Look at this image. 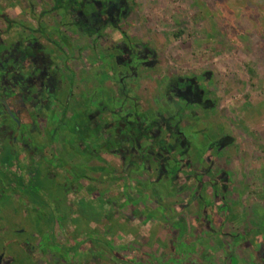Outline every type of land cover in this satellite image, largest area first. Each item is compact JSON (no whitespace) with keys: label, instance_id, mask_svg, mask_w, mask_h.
<instances>
[{"label":"trees","instance_id":"1","mask_svg":"<svg viewBox=\"0 0 264 264\" xmlns=\"http://www.w3.org/2000/svg\"><path fill=\"white\" fill-rule=\"evenodd\" d=\"M45 1L48 7L42 8L41 14L53 15L54 21L57 22L54 28L56 37L45 34L42 24L34 28L24 20L9 21L6 28L0 30V163L8 167L6 171L14 168L10 171L21 180L27 169V160L32 161L33 168L36 165L37 171L33 172L34 176L29 173L27 177L32 176L35 182L41 172L40 163L47 164L46 169H57L67 177L69 170L61 169V165L58 167L62 157L57 148L60 144L71 149L72 152L67 154L70 157H80L83 165H88L90 159L105 162L102 151H107L117 158L119 166L106 164L93 167L94 170L110 173V179L114 183L110 187L90 192L78 183L73 185L76 190L74 196L77 194L78 197L69 196L70 204L86 195L102 202L101 206L99 205V217L87 214L84 209L79 211L83 217L86 215L85 218L92 217L89 219L95 220L99 230L93 238L76 233V225L69 222L77 216V211H73L72 215L63 214L64 226L60 227L58 240L60 243L70 242L71 246L75 247L71 250L73 258L79 256V260L74 259L75 264H92V254L99 256L103 253L107 256L111 251L101 249L102 239L107 241L117 256L115 258L118 261L114 262L123 264L118 254L122 253V245L131 244V240L135 241L138 235L144 233L154 222H159L164 228L175 230L178 234L182 229L199 230V233L204 231V224L209 223L211 226L212 221L201 218V223H194L200 217L193 214L190 219L186 212L187 205L193 201V196L186 191L189 184L193 181L194 191L199 193L204 183L208 182L212 186L213 196L206 201H217L221 205L229 204L226 194L230 189V182L227 180L228 169H224L223 164L217 161L223 137L215 141L208 140L206 132L198 130L186 120L182 121L186 111L192 110L194 103L187 97L186 92L194 91L196 87L199 95L207 94V88H199L197 78L203 76L208 80V76L197 74L189 78L167 74L158 79L156 86L165 84L163 91L158 90L154 96V100L160 103L161 107L154 109L155 112L152 110L150 115L146 110L140 109L137 79L141 75L148 76V68L156 64L155 50L146 43L134 42L125 33L120 24L125 16V5L121 4L108 19L96 22L104 28L99 26L98 30H94L93 23L98 20L95 0ZM99 1L101 8L109 11L113 0ZM107 27L118 30L121 34V38L113 46L99 44ZM66 28L77 39H69L63 32ZM41 38L46 42L41 41ZM78 41H85V48L90 52L81 57L82 69L79 74L68 64ZM86 74L88 77L95 76V80L91 79L93 88L87 91V100L83 98V104L68 114L69 99L74 95L77 78L78 82H85ZM62 84L68 85V92L65 94L61 89ZM1 100L8 104L10 112L19 120V124ZM169 108L173 113L162 115V112ZM23 114L28 115L34 126L38 124L39 128L49 133V144L53 152L46 153L44 143L31 139L29 123L22 120ZM32 145L39 149L43 146V151H36L34 147L32 149ZM197 147L203 148L202 154L198 153ZM212 149H218V153L210 154ZM21 152L29 154L23 158ZM48 175L51 176L50 173ZM4 176L7 185L24 189V183L18 185L13 177ZM71 187L70 185V189ZM68 194L72 195V192L69 191ZM170 195L179 196L183 201L180 204H168ZM220 196H223L222 200L217 199ZM128 204L131 205V215H127L124 209ZM224 213L225 210L220 212V215ZM179 215L184 219L181 224L177 223L175 226V218H179ZM111 219H116V223H127L132 229L139 225L142 228L138 227L141 229L136 235V230L133 234L117 231L110 233L106 226ZM162 219L164 222H161ZM223 224L224 222L219 230L212 233L218 234L221 239H227L225 251L219 252L211 246L212 259H227L236 249L240 257L250 264H264V225L258 228L260 233L254 235L251 240L247 239V234L250 230L257 229V225L247 222L244 223L243 230L235 231L230 227L224 230ZM78 243L81 246L76 248ZM34 250L37 251V247H34ZM52 255L57 258L56 253ZM194 257L183 259L181 263V259L175 261L178 264H195L192 262ZM42 259L41 256L38 258ZM132 260L129 264L141 263L139 259ZM216 260L214 263L222 264ZM99 261L103 263L104 259ZM13 262L14 260L7 264Z\"/></svg>","mask_w":264,"mask_h":264},{"label":"rangeland","instance_id":"2","mask_svg":"<svg viewBox=\"0 0 264 264\" xmlns=\"http://www.w3.org/2000/svg\"><path fill=\"white\" fill-rule=\"evenodd\" d=\"M123 1L125 16L120 21L122 28L134 42L146 43L153 47L157 60L154 67L148 68V76L142 77L141 75L137 79L140 109L146 110L150 115H152V110L155 112L154 109H160L161 104L154 100V96L158 90L163 91L165 84L161 86H156V84L157 80L165 75L192 78L197 74H206L208 80L205 79L206 77L199 76L197 82L200 84L199 88L201 90L207 88L208 93L198 95L188 92L187 97L194 103L192 110L186 111L182 121L190 122L198 130L206 132L208 140L212 141L220 135V129L223 126L225 133L235 138L238 150L246 152L244 158L247 168H251L249 158L255 156L264 158V0ZM16 2L17 7L14 6V8L0 4L2 8L0 30L5 29L9 21H13L9 19L13 18L16 21L24 20L32 24L34 28L42 24L45 34L56 37L54 28L57 22L54 21L53 15L48 13L42 15L40 12L42 8L48 7L45 0H16ZM121 4L122 0H113L109 11L101 8V4L98 5L99 7H96L98 20H93L92 28L94 30H98L99 26L104 28L97 23L102 19H108L116 9L121 7ZM30 5L33 11L26 15L29 13ZM24 9L27 10L26 14H20ZM63 32L68 35L69 39L76 38L68 28L63 29ZM120 38L121 34L118 30L107 27L104 29V35L100 38L99 44L113 46ZM41 41L46 42L44 38H41ZM85 45V41H78L77 47L72 50V56L68 60L69 66L76 73L79 72L77 70L82 69L81 57L90 54ZM85 78L95 80L94 75ZM84 85L86 83L81 82V86ZM255 109L259 110L256 112ZM171 113L173 110L169 108L162 112V115ZM26 115H22L23 120L28 119ZM43 142L41 141L42 144ZM33 147L32 145V149ZM40 148L35 146L34 150L43 151V146ZM197 150L198 153H203V148L197 147ZM212 150L210 154L218 153V149ZM71 152V149L65 148L61 162H58V167L61 165V169L69 170L67 173L69 178L57 169H46L47 164L40 163L39 170L42 173L40 172L34 182L32 176H34L33 172L37 171L35 170L36 165L33 168L32 161L27 160L26 172L22 174L23 179L19 180L10 171L14 168L6 171L8 167L0 163V248L6 256L12 257L14 260L12 264H75L74 259L79 260V256L73 258L71 250L75 247L71 246L70 242L60 243L58 240V233H61L60 227L63 225V214L72 215L73 211L78 212L72 221L69 220L70 223L76 225L74 229L76 233H83L93 238L95 232L99 230L95 220L89 219L92 217L85 218L87 216L83 217L79 211L84 209L87 214L99 217V205L101 206L102 202L89 195L81 196L75 200L74 204L71 203L72 205L68 199L69 196L78 197L77 194L74 196L76 190L73 186L77 183L86 186L89 191L104 189L105 182H100L104 176L102 173L89 171L86 165H80V157L67 155ZM102 156L110 163L119 166L116 157L105 152ZM245 159L237 158L238 180L245 174L243 169ZM88 162L103 164L102 161ZM239 163H241L240 168ZM259 164L255 162L253 167L260 168ZM29 173L32 176L28 178ZM49 173L51 176L48 175ZM4 175L13 177L18 185L24 183V189L7 185ZM261 182L259 180L254 186L244 188L238 185L237 188H233V192H237L238 198L248 204L251 202L261 204L264 201L262 197L264 188L259 186ZM28 185H30L29 189ZM206 190L212 192L211 187L206 186L203 192ZM69 191L72 195L68 194ZM217 199L222 200L223 196ZM167 200L168 204H172L181 200V197ZM201 204V198L200 200L195 199L189 209L198 211ZM239 204L235 212L237 217L234 219V225L242 230L241 216L244 217L248 209H243ZM229 206L226 203L218 204L217 201L212 203L206 201L202 209L203 218L213 221V214L222 216L220 212ZM130 207L131 205L128 204L124 208L127 215H131ZM240 208L243 210L240 211ZM220 221L224 222L222 217ZM161 222H164L163 219ZM201 222V217L194 221V223ZM177 223L174 222L175 226ZM106 227L110 233L117 231L122 234H133L136 230L135 235L142 228L140 225L138 227L141 228L136 226L134 229L129 228L127 223H116V219H111ZM138 236L135 241L128 239L131 244L122 245L121 254L117 252L123 264H129L132 259V261L141 260L140 264H178L176 259H181L179 261L181 263L183 259L187 260L192 256H195L192 259L195 264H216L214 263L216 259H212L211 254L213 248L211 246L214 244L212 241L208 242L211 237L208 232L200 234L199 230L182 229L178 234L175 230L166 229L159 222H154ZM97 238L100 239V237ZM100 243L101 249L104 248L111 252H108L107 256L103 253L99 256L92 254L90 262L92 264H118L114 262L118 261L117 256L114 255L107 241L102 239ZM79 245L78 243L76 248L81 246ZM218 246L221 247V245ZM32 247H37V251H30ZM221 249L225 251L224 247ZM117 251L120 250L117 249ZM52 253L57 254L56 260ZM40 256L43 257L42 260H38ZM51 256H53L52 259ZM101 259H104L103 263H100ZM216 262L219 263L217 260ZM223 264H229V261H224Z\"/></svg>","mask_w":264,"mask_h":264},{"label":"crops","instance_id":"3","mask_svg":"<svg viewBox=\"0 0 264 264\" xmlns=\"http://www.w3.org/2000/svg\"><path fill=\"white\" fill-rule=\"evenodd\" d=\"M4 1V2H2ZM3 4V6L5 7H8V8H14L17 7L16 5V0H0V4ZM2 10V8H0V11ZM27 10L24 9L23 11H21L20 14H24ZM32 5H30V8H29V13H25L26 15L30 14V12H32ZM41 12V11H40ZM1 15V13H0ZM43 15V14H42ZM5 17V16H4ZM9 20H13V21H16L15 19L11 18ZM18 21V20H17ZM77 71H80V70H77ZM77 74H79V72H77ZM86 77H88V75L86 74ZM79 81V78H77V85H75L76 88H74V95L72 98L69 99V105H68V114L69 113H72L73 110H75L76 107H80L82 104H83V98L85 100H87V91L89 90H92V81L91 80H86L85 83L86 85H84L83 87L81 86V82H78ZM89 82V83H87ZM61 89L63 91V93H67L68 92V85L67 84H62L61 85ZM84 100V101H85ZM259 109H255V111L257 112ZM92 115V114H91ZM90 115V116H91ZM24 116V114H23ZM27 116V120H22L26 123H29L28 127L30 129V132H31V135H32V138L31 139H35L37 141H44V145H46V148H45V152L50 154L51 152H53L49 142H50V135L49 133L43 131L41 128H39V125L37 124V126H34L33 124V121ZM38 127V129H37ZM223 132L225 133V129L223 126H221V129H220V135L217 136V139L218 138H222V145L221 147L219 148V155H218V163L220 164H223L224 166V169L227 168L228 169V176H227V180L228 182H230V189L229 191L227 192L226 194V198L228 197V202H229V207L228 209L225 210V213L224 215L222 216H217L216 214H213V221H212V224L211 226H209V223H205L204 226H203V229L204 231L200 232L201 234L202 233H205V232H208V234H211V240H212V243L214 244L213 247H215L216 245V249L215 250H218L219 252H224L221 248L226 246V241L227 239H221L218 234H215V233H212L213 231L215 232L216 230H219L221 228V217L222 219L224 220V224H223V228L224 230L227 229V228H231L232 230H239L241 231V229H238L237 226L234 225V219L235 217H237V213L236 212V208H237V205H242V208L243 209H248L246 211V214L245 216H241V222H242V225L244 226V223H247V222H250L252 224H255L257 225V229H252L249 231V233L247 234V239H254V235H257L258 233H260V231L258 230V228H261L262 225H264V201L261 202V204L259 203H255V202H251L250 204H248L247 202H244L242 201L241 198H238L237 196V192H233V188L236 187L239 185L241 187H247V186H254L256 184L257 181L261 180V184H259V186L261 185L262 188H264V158H261V156H255V157H251L249 158V165L251 166V168H247L246 166V159L244 157H246V152H243L242 150H238L237 148V144L235 143L234 139L235 138H231L227 133L223 134ZM202 138V137H201ZM216 140V139H215ZM237 140V139H236ZM57 148L59 149V152L62 154L65 150L64 146H62L61 144L57 146ZM244 149V148H243ZM30 152V151H29ZM44 152V153H45ZM105 152L107 154H110L112 155L111 153L107 152V151H102L101 152V155L102 153ZM26 154H29V153H26V152H21V157L25 158V155ZM202 154V153H201ZM103 157V156H102ZM258 157V158H257ZM237 158H239L240 160H244V170H245V174L243 175L242 178H240V180L237 179V175L239 174L237 172ZM104 161L103 164H90L88 162V165H86L87 169L89 171H92V172H99V173H102L103 174V179L100 180V182H105L106 186H104L106 188L110 187L113 183V180L110 179L111 178V175L109 172L107 171H100V170H94V166H105L106 164H112L108 161L107 158H104ZM260 160V161H258ZM89 161H98V160H95V159H90ZM255 162H259V166L260 168H254V163ZM224 163L226 165H224ZM79 164L82 165L81 163V160L79 159ZM241 166V163H239V168ZM86 169V170H87ZM241 171V169H240ZM88 176V175H87ZM95 179V178H94ZM91 180H92V177H91ZM206 180V179H205ZM204 180V181H205ZM98 181V180H97ZM80 186H83L86 188V186L84 185H80ZM208 186V187H211L212 189V186L211 184L209 185L208 182L204 183V185L201 187V191L198 193L196 191H194V188H195V183L193 181H191V183L189 184V187L188 189H186V191H189V195L193 196V201L187 205V209H186V212L188 213V215H190V219H192V215L195 214L201 218H203V213H202V209H203V205L206 203V200L208 198H211L213 196V190L212 192H209L206 190V192L204 190V188ZM87 189V188H86ZM102 189V190H104ZM97 191L98 189H94V190H90V192H93V191ZM101 191V190H99ZM185 191V192H186ZM262 193H264V189L262 190ZM179 196H175V195H170L168 197V199H175ZM264 197V194L263 196ZM202 200V206L200 208V210H190L189 207L194 203V200L195 199H199ZM168 201V200H167ZM175 201V200H173ZM182 198L181 200H178L176 202H173V203H176V204H180L182 202ZM200 202V201H199ZM172 203V204H173ZM246 203V204H245ZM242 209V210H243ZM241 208H240V211H242ZM200 212V213H199ZM183 215V214H182ZM182 215H179L180 217L179 218H175L176 220L174 221L175 223L178 222L179 224H181L182 220L184 219L185 217V214H184V217ZM205 219V217H204ZM244 228V227H243ZM256 228V227H255ZM264 229V226L262 227ZM206 230V231H205ZM243 230V229H242ZM218 238V239H217ZM210 239H208V242H211ZM218 245H221L218 246ZM1 250V248H0ZM225 255V254H224ZM3 260H5L6 262H10L11 260V256L10 255H3ZM220 262H223L224 261H229V264H250L249 261L243 259L240 257V255L237 253V250L235 249L234 252L232 253L231 256H229V258H227L226 260L223 259V257L219 258L218 259ZM234 261V262H232Z\"/></svg>","mask_w":264,"mask_h":264},{"label":"flooded vegetation","instance_id":"4","mask_svg":"<svg viewBox=\"0 0 264 264\" xmlns=\"http://www.w3.org/2000/svg\"><path fill=\"white\" fill-rule=\"evenodd\" d=\"M122 4H124V1L122 2ZM98 5H100V1L99 0H95V6L96 7H99ZM97 15V14H96ZM18 77V76H17ZM16 77V78H17ZM24 77V76H23ZM22 77V78H23ZM18 79V78H17ZM188 92H191V94H194V93H197L198 95H199V92H198V89L195 87V89H194V91H187L186 93H188ZM31 250H34V247H32V249ZM4 251H2V250H0V264H7V262L5 261V260H3V255H4ZM56 258V257H55ZM58 258V257H57ZM56 258V259H57ZM13 259H12V257H11V260L10 261H12ZM61 260V259H60ZM75 263H76V261H75Z\"/></svg>","mask_w":264,"mask_h":264},{"label":"water","instance_id":"5","mask_svg":"<svg viewBox=\"0 0 264 264\" xmlns=\"http://www.w3.org/2000/svg\"><path fill=\"white\" fill-rule=\"evenodd\" d=\"M1 101H2L3 104L6 106L7 110L10 112L8 104H7L4 100H1ZM10 114H11V116H12L13 118H16L11 112H10ZM16 120H17V122H18V124H19V120H18L17 118H16Z\"/></svg>","mask_w":264,"mask_h":264}]
</instances>
